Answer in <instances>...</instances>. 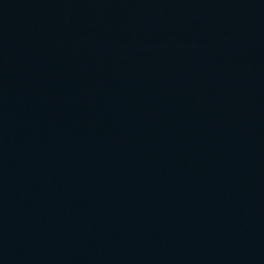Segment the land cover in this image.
Wrapping results in <instances>:
<instances>
[{"label": "water", "instance_id": "obj_1", "mask_svg": "<svg viewBox=\"0 0 264 264\" xmlns=\"http://www.w3.org/2000/svg\"><path fill=\"white\" fill-rule=\"evenodd\" d=\"M0 264H264V0H0Z\"/></svg>", "mask_w": 264, "mask_h": 264}]
</instances>
